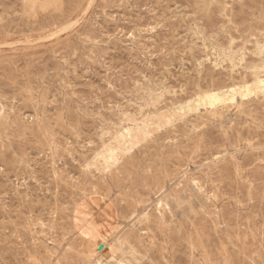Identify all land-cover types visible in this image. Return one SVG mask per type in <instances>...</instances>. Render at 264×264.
I'll list each match as a JSON object with an SVG mask.
<instances>
[{
  "label": "rangeland",
  "instance_id": "374dc122",
  "mask_svg": "<svg viewBox=\"0 0 264 264\" xmlns=\"http://www.w3.org/2000/svg\"><path fill=\"white\" fill-rule=\"evenodd\" d=\"M261 73L264 0H0V264H264V94L178 110Z\"/></svg>",
  "mask_w": 264,
  "mask_h": 264
},
{
  "label": "bare ground",
  "instance_id": "6f19581e",
  "mask_svg": "<svg viewBox=\"0 0 264 264\" xmlns=\"http://www.w3.org/2000/svg\"><path fill=\"white\" fill-rule=\"evenodd\" d=\"M227 93H231V94L227 95ZM236 93H239V95L242 97H245L248 95L251 96L252 94H254V95L262 94L263 95L264 94V73L256 75L253 82L251 84H246L244 87H239L237 89H229L228 91L204 92L201 95H198L194 100H187V101L185 100L184 104L182 106H180L178 108V110L179 111H182L184 109L190 110L193 104H196L197 107L200 105H204V106L208 105L210 109H214L217 106H221V105L226 104L227 102H231V103L235 102L236 101V97H235ZM125 145H126V143H125ZM111 152H112V150H111ZM109 160H111V159H109Z\"/></svg>",
  "mask_w": 264,
  "mask_h": 264
}]
</instances>
